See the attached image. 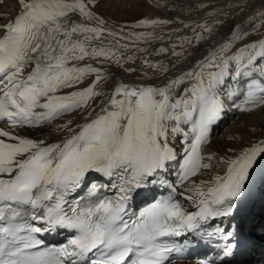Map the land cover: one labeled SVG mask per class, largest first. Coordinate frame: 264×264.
Wrapping results in <instances>:
<instances>
[{"label":"snow or ice","instance_id":"1","mask_svg":"<svg viewBox=\"0 0 264 264\" xmlns=\"http://www.w3.org/2000/svg\"><path fill=\"white\" fill-rule=\"evenodd\" d=\"M16 2L0 17V264H176L197 249L214 255L195 264H264V137L204 151L222 96L264 109V0H154L168 17L118 27L102 0Z\"/></svg>","mask_w":264,"mask_h":264},{"label":"bare ground","instance_id":"2","mask_svg":"<svg viewBox=\"0 0 264 264\" xmlns=\"http://www.w3.org/2000/svg\"><path fill=\"white\" fill-rule=\"evenodd\" d=\"M113 0H109V3H112ZM153 3L154 0H115V4L120 5V10H117L116 7H109L108 5L102 3L100 5L99 8L96 9V11H98L106 20H109L111 24L113 23H120V22H135V20H137L138 18H156V17H160V18H166L169 16V13L159 9V8H155L153 7ZM11 3H9L7 5L8 9H10L11 7ZM128 5H131V7L129 8ZM1 10V7H0ZM120 25H115L113 27H118ZM168 29H164L163 31H167ZM129 31H136V32H140V31H151V29H144V28H140V29H129V28H125L124 30V34L126 35ZM157 32H160V29L156 30ZM122 43H131L130 40L128 41H121ZM138 47H147L149 49V52H151L152 50L162 46L161 43L159 41H154L151 42L149 44H144V43H139L137 44ZM163 46H167V41L165 42V44ZM132 51H135V48H130L129 49V53L130 54ZM138 56H148L149 59H163V57H155V56H151L148 55L147 53H138ZM198 58V57H197ZM139 63V60L137 61V64ZM188 65H186L185 67H187ZM128 77H125V79ZM129 79H135V77H129ZM138 83H141L142 81H137ZM151 83H156L157 81H150ZM245 121L242 124H235L231 129L229 127V130H233L232 134H237L236 136H238L239 140L234 142H230V141H225L222 137H217L216 140H214L213 142H211L210 144V148L211 150L215 149L218 151V154H226V150L228 148H240L242 145L241 141L245 142V141H249L252 137H262L264 136V109H260L258 112L249 114L245 116ZM248 131H253L254 133H256V136H250L248 138V136H244V132H248ZM23 132L25 134L28 135H32L35 134L37 131L35 130H23ZM244 136V137H243ZM243 144H247V143H243ZM213 145V148H211ZM217 147L219 149H217ZM215 163V162H214ZM212 172H216V168L214 167L212 169ZM208 175H201L200 176V180L201 179H208ZM259 219L256 222L257 224L260 222V215L258 214ZM181 264H187V263H181ZM189 264V263H188Z\"/></svg>","mask_w":264,"mask_h":264},{"label":"rangeland","instance_id":"3","mask_svg":"<svg viewBox=\"0 0 264 264\" xmlns=\"http://www.w3.org/2000/svg\"><path fill=\"white\" fill-rule=\"evenodd\" d=\"M257 134L256 133H254L253 131H248V132H244V136H248V138L250 137V136H256ZM243 136V137H244ZM217 149H219L218 147H217Z\"/></svg>","mask_w":264,"mask_h":264}]
</instances>
